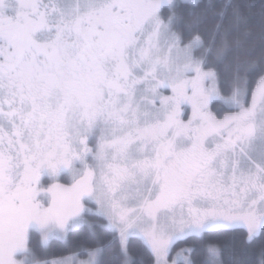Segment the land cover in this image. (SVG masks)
<instances>
[{"label":"snow or ice","instance_id":"obj_1","mask_svg":"<svg viewBox=\"0 0 264 264\" xmlns=\"http://www.w3.org/2000/svg\"><path fill=\"white\" fill-rule=\"evenodd\" d=\"M0 264H264V0H0Z\"/></svg>","mask_w":264,"mask_h":264},{"label":"trees","instance_id":"obj_2","mask_svg":"<svg viewBox=\"0 0 264 264\" xmlns=\"http://www.w3.org/2000/svg\"><path fill=\"white\" fill-rule=\"evenodd\" d=\"M60 248H61V246H60L59 244H57V245L55 246V248H54V252H55L56 254H59ZM251 258H252V259H255V257H251Z\"/></svg>","mask_w":264,"mask_h":264}]
</instances>
